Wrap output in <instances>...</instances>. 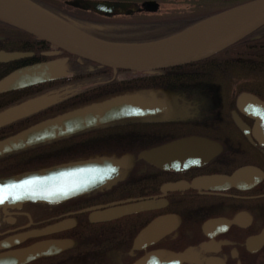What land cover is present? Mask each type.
<instances>
[{
  "label": "flooded vegetation",
  "instance_id": "1",
  "mask_svg": "<svg viewBox=\"0 0 264 264\" xmlns=\"http://www.w3.org/2000/svg\"><path fill=\"white\" fill-rule=\"evenodd\" d=\"M30 1L62 19L87 18L80 27L95 37L132 44L250 0H94L126 5L111 14L70 3L78 0ZM252 37L264 40V29ZM55 61L68 76L0 91V264H264V41L215 54L217 73L179 76L172 91L134 85L167 69L114 73L0 21V81ZM125 93L152 94L166 109L2 152L39 122ZM42 150L54 161L22 162ZM72 162L101 163L88 168L95 175L82 168L79 193L24 197L33 191L22 187L24 173Z\"/></svg>",
  "mask_w": 264,
  "mask_h": 264
},
{
  "label": "water",
  "instance_id": "2",
  "mask_svg": "<svg viewBox=\"0 0 264 264\" xmlns=\"http://www.w3.org/2000/svg\"><path fill=\"white\" fill-rule=\"evenodd\" d=\"M70 3L102 14H111L117 6H126L122 3L94 0ZM0 21L70 55L108 67L114 73L120 69L129 71L133 76H145L158 70L202 60L252 34L264 26V0H250L207 17L166 38L137 44H122L95 37L78 24L56 17L30 0H0ZM15 57L14 54L3 55V59ZM66 76L68 75L60 71L57 61L48 65H35L17 70L2 79L0 91ZM165 109V100L152 94L150 97L140 93L121 94L39 122L16 137L4 141L1 144L2 152L25 149L100 124L155 116ZM172 148L175 147L164 149ZM99 164L101 163H63L24 173L20 177L22 187H29L33 191L23 195L27 198L47 196V188L53 189L57 195L68 197L77 194L85 179L82 168L95 175L88 168L99 170ZM94 185H98L97 181L88 187ZM41 189L46 191L40 192Z\"/></svg>",
  "mask_w": 264,
  "mask_h": 264
},
{
  "label": "trees",
  "instance_id": "3",
  "mask_svg": "<svg viewBox=\"0 0 264 264\" xmlns=\"http://www.w3.org/2000/svg\"><path fill=\"white\" fill-rule=\"evenodd\" d=\"M262 29H264V26L260 27L253 34L261 32ZM263 41L264 40H261V39H258V40L255 39L254 37H252V34H251V35L246 36L245 38L239 40L235 44L244 43V42H263ZM231 48H232V46L228 47L227 50H229ZM223 51H221L219 53H222ZM213 57L214 56L209 57V58L202 60V61L189 63V64H186L183 66H175L172 68H168L167 70H164V72L166 74L162 75V76H159V74H158V75H154V76H149V79L148 78H140L138 80L135 79L136 82H134V85L137 83L143 84V83L147 82V83H150L151 85L167 87L168 89H170L172 91L178 90L179 89L178 86L181 83L179 76H183V75L184 76H191V75H199V76H205L206 75V76H208L211 74L212 67H214V70L216 72L218 66L215 67V66L211 65V63L209 62ZM193 81H194L193 79H187L186 80L187 84H191ZM127 83L128 82H126V85H128ZM106 85H103L102 88L109 87ZM109 85H111V83ZM121 85H122L121 83H118V89L119 90H122V88H120V87H122Z\"/></svg>",
  "mask_w": 264,
  "mask_h": 264
},
{
  "label": "rangeland",
  "instance_id": "4",
  "mask_svg": "<svg viewBox=\"0 0 264 264\" xmlns=\"http://www.w3.org/2000/svg\"><path fill=\"white\" fill-rule=\"evenodd\" d=\"M87 19V18H86ZM86 19H81V18H73L71 19L72 21L78 23V24H81V22H84ZM90 21H86L88 23H90L91 21H95L94 19H88ZM122 85V89H124L125 87H127L128 85L126 84H123L122 82H120ZM45 150H48V149H45ZM45 150H42L40 152H37V153H28L32 156L26 158V159H22V162L24 163H30V165H33V164H36V163H41L42 161L40 160H43L45 162H52L54 161V159L56 158L55 156V153L54 154H50L48 151H45ZM35 160V161H34ZM38 160V161H36Z\"/></svg>",
  "mask_w": 264,
  "mask_h": 264
}]
</instances>
